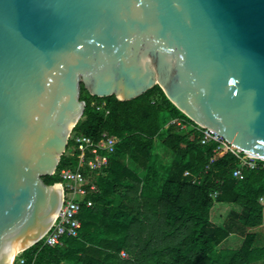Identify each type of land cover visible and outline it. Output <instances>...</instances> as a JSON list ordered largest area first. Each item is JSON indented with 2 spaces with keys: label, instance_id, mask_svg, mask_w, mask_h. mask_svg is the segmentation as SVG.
I'll return each instance as SVG.
<instances>
[{
  "label": "water",
  "instance_id": "95a60500",
  "mask_svg": "<svg viewBox=\"0 0 264 264\" xmlns=\"http://www.w3.org/2000/svg\"><path fill=\"white\" fill-rule=\"evenodd\" d=\"M82 84L121 101L158 85L264 161V0H0V264L63 206L43 178L84 115Z\"/></svg>",
  "mask_w": 264,
  "mask_h": 264
},
{
  "label": "trees",
  "instance_id": "16d2710c",
  "mask_svg": "<svg viewBox=\"0 0 264 264\" xmlns=\"http://www.w3.org/2000/svg\"><path fill=\"white\" fill-rule=\"evenodd\" d=\"M81 100L86 107L73 133L99 139L107 132L119 142L107 169L94 177L99 192L90 196L92 207L82 208L78 237L65 238L61 247L38 242L22 253L25 264H264V236L258 231L264 225L263 162L244 167L243 179L234 178L240 160L229 151L215 152V143L203 145L197 125L158 85L121 101L94 97L82 84ZM156 142L173 155L159 190L138 171ZM77 165L64 154L56 174L43 179L57 184L62 169ZM219 205L240 211L218 224L212 212ZM236 229L244 233L241 246L221 248Z\"/></svg>",
  "mask_w": 264,
  "mask_h": 264
},
{
  "label": "built area",
  "instance_id": "2783aa9c",
  "mask_svg": "<svg viewBox=\"0 0 264 264\" xmlns=\"http://www.w3.org/2000/svg\"><path fill=\"white\" fill-rule=\"evenodd\" d=\"M175 123V121L171 122V124ZM196 129L202 134L201 143L203 145L215 143L217 145L215 152L229 151L240 160V166L233 171L234 178L243 179L242 169L244 167L254 169L259 161L264 163L263 160L235 148L217 132L199 125ZM69 140L72 144L69 148L67 147L65 155L75 158L78 165L76 169L65 168L58 173L60 178L58 184L62 186L64 202L54 225L39 241L48 247H61L65 238L78 237L81 229L79 215L82 208L92 207L94 202L90 196L99 192L94 177L104 173L107 169L109 158L115 153L119 142L118 138L109 135L107 132L103 133L99 139H93L81 134H74L72 131ZM213 162L214 158L210 160L207 169ZM184 176L191 177L192 175L185 172ZM195 181L196 178H193V182ZM217 195L218 193H214L215 197ZM260 204L264 205V198H261ZM22 253L16 256L12 264H25V260L21 257ZM121 256L125 258L126 254L122 252Z\"/></svg>",
  "mask_w": 264,
  "mask_h": 264
},
{
  "label": "rangeland",
  "instance_id": "374dc122",
  "mask_svg": "<svg viewBox=\"0 0 264 264\" xmlns=\"http://www.w3.org/2000/svg\"><path fill=\"white\" fill-rule=\"evenodd\" d=\"M173 160V155L164 148L159 142H156L155 149L149 161L141 164L139 173L144 175V180H151L152 186L159 190L163 185L167 171ZM127 164L133 167V164L127 160ZM136 168V167H135ZM240 211L239 209L230 205H219L213 209L212 220L215 223L221 224L231 220L232 212ZM264 236V225L258 230ZM244 233L240 230H235L233 234L221 245V248L236 249L239 248L243 242ZM125 253V252H124ZM126 254V253H125ZM127 257V254L125 258Z\"/></svg>",
  "mask_w": 264,
  "mask_h": 264
},
{
  "label": "bare ground",
  "instance_id": "6f19581e",
  "mask_svg": "<svg viewBox=\"0 0 264 264\" xmlns=\"http://www.w3.org/2000/svg\"><path fill=\"white\" fill-rule=\"evenodd\" d=\"M235 148H236V147H235ZM22 250H23V249H19V250H17L16 252H14V253L12 254L11 260H13L14 256H15L16 254H19Z\"/></svg>",
  "mask_w": 264,
  "mask_h": 264
}]
</instances>
